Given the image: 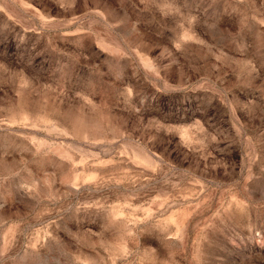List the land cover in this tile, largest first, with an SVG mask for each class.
I'll return each instance as SVG.
<instances>
[{"label":"rangeland","instance_id":"1","mask_svg":"<svg viewBox=\"0 0 264 264\" xmlns=\"http://www.w3.org/2000/svg\"><path fill=\"white\" fill-rule=\"evenodd\" d=\"M0 264H264V0H0Z\"/></svg>","mask_w":264,"mask_h":264}]
</instances>
